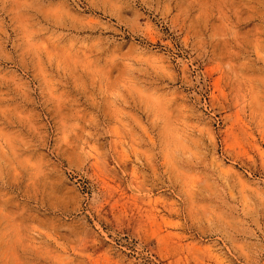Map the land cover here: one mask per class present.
Returning <instances> with one entry per match:
<instances>
[{
    "label": "rangeland",
    "instance_id": "1",
    "mask_svg": "<svg viewBox=\"0 0 264 264\" xmlns=\"http://www.w3.org/2000/svg\"><path fill=\"white\" fill-rule=\"evenodd\" d=\"M0 264H264V0H0Z\"/></svg>",
    "mask_w": 264,
    "mask_h": 264
}]
</instances>
